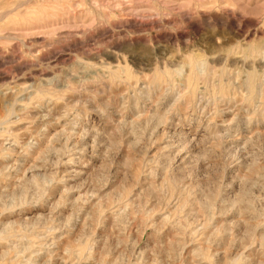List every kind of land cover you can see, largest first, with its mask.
<instances>
[{"label":"rangeland","instance_id":"obj_1","mask_svg":"<svg viewBox=\"0 0 264 264\" xmlns=\"http://www.w3.org/2000/svg\"><path fill=\"white\" fill-rule=\"evenodd\" d=\"M0 264H264V0H0Z\"/></svg>","mask_w":264,"mask_h":264},{"label":"bare ground","instance_id":"obj_2","mask_svg":"<svg viewBox=\"0 0 264 264\" xmlns=\"http://www.w3.org/2000/svg\"><path fill=\"white\" fill-rule=\"evenodd\" d=\"M83 67H86V66H83ZM88 67H89V66H88ZM113 67H114V66H113ZM96 68H97V67H96ZM98 68H99V67H98ZM86 69H87V68H86ZM86 69H85V70H86ZM91 70H92V69H90L89 72H90ZM108 70H109V69H108ZM94 71H95V69H94ZM94 71H93V72H94ZM99 71H100V70H99ZM96 72H97V71H96ZM102 72H104V71H102ZM102 72H101V73H102ZM87 73H88V72L86 71L85 74H87ZM94 73H95V72H94ZM99 73H100V72H99ZM110 73H111V72H110ZM193 74H194V73H193ZM102 75H103V74H102ZM106 75H107V74H105V76H106ZM103 77H104V76H103ZM107 77H108V76H107ZM107 77H106V78H107ZM109 77H111V76H109ZM101 78H102V76H101ZM107 79H108V78H107ZM102 80H103V79H102ZM259 81H260V80H259ZM109 83H110V81H109ZM103 84H104V82H103ZM105 84H106V86L108 85L107 83H105ZM105 84H104V85H105ZM4 120H5V119H4ZM39 152H40V151H39Z\"/></svg>","mask_w":264,"mask_h":264}]
</instances>
